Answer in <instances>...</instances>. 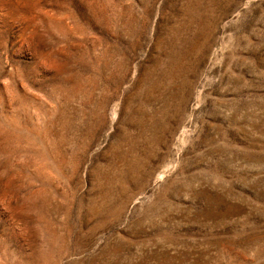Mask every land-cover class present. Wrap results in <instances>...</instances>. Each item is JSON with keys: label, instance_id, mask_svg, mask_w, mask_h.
<instances>
[{"label": "rangeland", "instance_id": "obj_1", "mask_svg": "<svg viewBox=\"0 0 264 264\" xmlns=\"http://www.w3.org/2000/svg\"><path fill=\"white\" fill-rule=\"evenodd\" d=\"M0 264H264V0H0Z\"/></svg>", "mask_w": 264, "mask_h": 264}]
</instances>
